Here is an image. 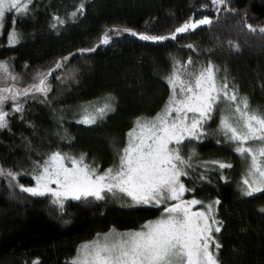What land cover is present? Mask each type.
<instances>
[{"label":"trees","instance_id":"1","mask_svg":"<svg viewBox=\"0 0 264 264\" xmlns=\"http://www.w3.org/2000/svg\"><path fill=\"white\" fill-rule=\"evenodd\" d=\"M81 3L84 13L72 17ZM205 4L207 8L202 7ZM205 16L213 21L211 25L180 34L176 40L153 43L110 31L111 42L96 47L101 34L111 29L168 35L190 17ZM248 24L264 26V0H226L220 11L210 0H32L27 14L8 12L0 33V62H6L9 72L25 84L34 76L51 73L47 76L51 91L47 101L39 95L35 100L22 98L24 112L13 113L9 128L0 130V168L24 173L17 181L0 178V264L35 260L67 264L78 246L96 234L139 229L158 218L163 206H122L108 194L105 201L68 199L61 209L50 195L32 196L10 183L34 187L35 163H42L56 149L79 151L92 159L91 164H110L134 120L154 116L163 107L173 63L189 56L197 65L211 59L221 69L219 75L227 76L241 96L262 105L264 34L248 32ZM13 29L18 42L10 46ZM229 40L238 44V50ZM189 43L195 50L186 47ZM92 47L94 52L79 51ZM57 63L62 66L56 68ZM109 95L115 98L114 111L102 120L83 125L71 119L79 107ZM10 105L5 104V109L11 111ZM219 117L213 113L202 138L181 144L183 155L192 150L193 161L213 168L196 174L190 170L192 177L196 175V186L184 198L195 196L209 204L220 201L214 205L216 219L223 225L220 233H214L222 245L220 264H264V192L245 196L238 189L237 168L220 169L210 163L229 164L236 158L234 146L221 143L222 133L209 135L210 128L219 125ZM201 175L206 178L200 179ZM123 199L131 204L127 197Z\"/></svg>","mask_w":264,"mask_h":264},{"label":"snow or ice","instance_id":"2","mask_svg":"<svg viewBox=\"0 0 264 264\" xmlns=\"http://www.w3.org/2000/svg\"><path fill=\"white\" fill-rule=\"evenodd\" d=\"M31 3L32 0H0V27L8 12L27 14ZM210 3L220 11L226 0H210ZM78 13H84L83 3L71 16L76 17ZM54 19L59 24L64 23L59 17ZM15 22L13 20V24ZM212 23L207 16L200 19L190 17L168 35H149L127 28L111 29L101 34L96 47L111 42L110 31L117 34L127 32L141 41L160 43L176 40L180 34ZM247 29L250 33L264 34V26L257 28L248 24ZM17 42L18 34L13 29L9 33V45L14 46ZM228 43L238 50V44L231 40ZM96 47L79 51L82 54L94 52ZM186 47L195 50L191 43ZM64 60L67 61L68 57ZM61 66L56 64V68ZM220 72L211 59L199 65L191 56L186 61H175L166 78L170 89L167 101L154 116H140L134 120L126 134L127 142L117 154L118 163L112 167L101 171L96 164L86 162V154L75 157L56 151L42 163H35L34 187L10 183L11 187H19L20 191L32 196L50 194L52 203L61 209L68 199L80 201L91 197L105 201L108 196L120 201L122 206H163L158 218L144 223L139 229L124 232L111 229L81 243L67 264H220L222 245L214 235L220 233L223 226L214 211V205L220 201L206 204L196 198L184 199L186 193L195 190L186 187L181 180L190 174L186 169H193L195 153L185 157L179 145L186 139L202 138L206 134L204 125L213 119V113H219L218 131L248 162L242 181L243 194L250 197L264 192V109L253 108L248 97L241 96L237 86L230 84L227 76L219 75ZM0 74L5 82H13L0 86V130H4L9 128V116L24 112L22 98L35 100L39 95L47 101V93L51 91L47 76L51 73L34 76L32 82L25 84L21 83L19 76L9 72L7 63L0 62ZM114 100L109 95L83 106L82 118L77 123L92 125L102 120L114 111ZM8 101L13 104L11 111L5 109ZM210 163L220 169L232 166L219 161ZM23 174L0 168V177H10L11 181H17ZM199 178L206 177L201 175ZM123 197H127L131 204ZM197 205H202V209H196ZM33 264H39V261L35 260Z\"/></svg>","mask_w":264,"mask_h":264},{"label":"rangeland","instance_id":"3","mask_svg":"<svg viewBox=\"0 0 264 264\" xmlns=\"http://www.w3.org/2000/svg\"><path fill=\"white\" fill-rule=\"evenodd\" d=\"M3 24H4V21H3ZM3 27V26H2ZM2 27H0V33H1V30H2ZM6 63V62H5ZM69 76H71L70 74H68L65 78V80L67 81V79L69 78ZM4 84H5V81L3 80V76H2V74H0V86H4ZM248 99H249V103H250V105L253 107V108H257V109H264V102L262 103V105H259V104H257V102H255V101H252L249 97H248ZM6 104H11V105H13L12 104V102L11 101H8ZM10 105V106H11ZM88 105V104H87ZM87 105H85V106H87ZM82 115H83V106L82 107H79L78 109H77V111L75 112V114H73V117L71 118L74 122H77L79 119H81L82 118ZM218 116H220V114L218 113ZM219 119H220V117H219ZM79 124H82V123H79ZM83 125H86V124H83ZM93 125V124H92ZM218 127V126H217ZM216 126H212L211 128H210V130H209V135H214V132L215 131H218ZM126 142H127V136H126V139H125V143H124V145L122 146V147H124L125 146V144H126ZM220 141H218V143H219ZM221 143H225V144H230V142H228L225 138H224V140H223V142H221ZM252 143H256V142H252ZM121 147V148H122ZM179 147H180V149H181V151L183 152L184 151V148L182 147V145H179ZM120 148V149H121ZM56 151H59V152H62V153H68V154H70V155H72V156H75V157H78L80 154H82V153H80L79 151L78 152H76V151H73L72 149H70V148H64V149H60V150H54L53 152H56ZM193 152H192V150H189L188 151V153H187V155H184L185 157H188V156H190V154H192ZM234 153H235V156H236V158H235V160L232 162V163H229V164H231L232 166L231 167H228V168H233V167H235V168H237V170H238V172H239V177H238V189L239 190H241V192L243 193V191H242V189H243V184H242V181L244 180V178H245V175H246V172H247V168H248V162H247V160H246V158L245 157H242V156H240L238 153H236L235 151H234ZM118 154V153H117ZM182 155H183V153H182ZM92 159H90V160H88V158L86 159V162L87 163H90L91 164V161ZM91 161V162H90ZM116 163H118V155H116V158L110 163V164H107V165H105V166H102V165H100V163H98L97 164V166L100 168V170L101 171H103V170H105V169H107V168H109V167H112L114 164H116ZM202 163V162H201ZM200 162L198 163V162H196V161H193L192 160V164H193V171L195 172V174H196V172H197V170H203V171H205V172H212L213 171V168L211 167V165H209L208 163H205V164H201ZM204 165H207V167H205ZM227 168V169H228ZM190 170L191 169H186V171H188L189 173H190ZM0 178H2V179H4L5 177H0ZM196 178V175H193V177L191 176V174H189V176H187V177H181V180L185 183V185H186V187H188V188H193V187H195L196 186V184H195V182H194V179ZM224 180H225V177L223 178ZM227 179V178H226ZM35 186V185H34ZM50 187H52V188H55V185H50ZM50 195V194H49ZM51 196V195H50ZM191 198H196L197 199V197H195V196H192V197H190V198H187V199H191ZM53 199V198H52ZM185 199V198H184ZM198 200H201V199H198ZM203 202H205V201H203ZM170 203H172V202H170ZM206 204H209V203H206ZM196 209H202V207L201 206H199V205H197L196 206ZM196 209H194V210H196ZM121 232H124V231H121Z\"/></svg>","mask_w":264,"mask_h":264}]
</instances>
